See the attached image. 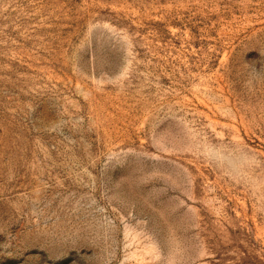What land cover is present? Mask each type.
Wrapping results in <instances>:
<instances>
[{"label": "rangeland", "instance_id": "obj_1", "mask_svg": "<svg viewBox=\"0 0 264 264\" xmlns=\"http://www.w3.org/2000/svg\"><path fill=\"white\" fill-rule=\"evenodd\" d=\"M0 264H264V0H0Z\"/></svg>", "mask_w": 264, "mask_h": 264}]
</instances>
